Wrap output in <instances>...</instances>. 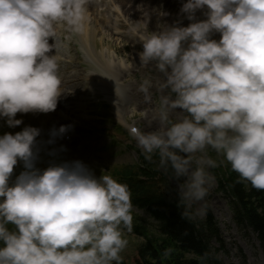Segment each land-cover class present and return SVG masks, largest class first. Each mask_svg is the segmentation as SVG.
<instances>
[{"label":"clouds","instance_id":"1","mask_svg":"<svg viewBox=\"0 0 264 264\" xmlns=\"http://www.w3.org/2000/svg\"><path fill=\"white\" fill-rule=\"evenodd\" d=\"M88 0H0V117L9 127L17 113H50L62 96L55 25L83 35ZM182 20L157 31L133 29L140 62L161 75L159 119L144 132L125 125L145 158L179 183V206L190 222L213 180L207 169L223 156L232 171L264 190V0H186ZM203 11L206 19H199ZM167 15V13H160ZM215 33L220 38L214 39ZM53 48L55 55H49ZM151 82L141 90L148 94ZM183 115L171 120L170 113ZM71 125L50 130L48 143ZM41 129L27 126L0 135V264H120L132 231L131 193L110 175L97 177L82 161L40 160ZM54 155V153H51ZM23 171L12 181L15 167Z\"/></svg>","mask_w":264,"mask_h":264},{"label":"rangeland","instance_id":"2","mask_svg":"<svg viewBox=\"0 0 264 264\" xmlns=\"http://www.w3.org/2000/svg\"><path fill=\"white\" fill-rule=\"evenodd\" d=\"M156 1L154 3H156ZM150 2L151 1L147 4L148 8ZM161 3L164 5V2ZM172 12H174V10H172ZM172 12L170 13L172 16L168 15L165 23L173 24L177 20H182V26H187L190 23V21L183 18L181 14L175 17V14ZM141 17H144V15L139 12L138 22H144ZM202 19H205V17ZM153 25V23L150 25V31L159 30L158 28L156 29L155 25L153 28ZM142 26L143 24L140 25V27ZM135 27L138 28L136 25ZM110 32L111 30H106L107 35L110 34ZM107 35L106 38H104L103 45H101L102 43L97 44L96 50L97 52H102L107 49V57L108 59L112 58L114 64H117L120 60L124 62L128 60L127 63H130V56L137 55V52H140L141 49L143 50L140 42L135 48V44L127 39L114 41L113 38H108ZM213 38L218 40L220 34L215 33ZM123 44L126 45L125 48ZM113 51L116 52V55ZM85 60L86 58L84 57V61ZM87 65L88 70L93 71L88 63ZM152 68L155 73H136L135 75H131L127 81L123 82V87H129L131 91L133 90L134 92L137 91L139 95L148 100V103L151 104L159 114L160 97L166 94V90L161 88V75L155 70L154 66L151 65V69ZM87 74L96 76L101 73H87L86 71L82 75ZM95 78L97 81V76ZM145 80L151 82L148 94H145V92L141 90V86ZM79 90L82 89L80 88ZM113 100L114 101H112L111 98L103 96L101 98L102 102L95 104V101H97L95 97L83 96V106H79L78 108L80 109H74L73 112H68L67 114V122L65 125H71L68 131L71 134V139L69 141L65 139L63 135L62 137H57L54 143H48L50 139V130L54 127L59 129L61 126L55 116V111L49 114H19L16 116V119H22L23 123L14 128L7 125L6 118H0V128L2 127L0 129V135L5 133L15 134L22 131L23 128L27 126L39 128L41 129V135L37 137V142L40 160L37 165L41 166V168L47 167L48 163L53 160L57 162L64 160L72 161V154L80 153L81 156H84L86 166L90 168L97 177L102 174L109 175V169L115 165H135L139 161L137 151L138 149H142L136 142L131 144L128 138L125 137V134H122L124 125L133 122L136 123L140 129L144 128L145 125L142 120L145 115L144 111H134L133 113L130 111L134 109L135 103L129 106L127 101H125V105L121 107L118 105L116 97L113 98ZM182 115L183 113L180 110H174L170 113V119L178 120ZM51 153H54V155ZM201 155L215 160L216 167L214 168L224 167L226 164L224 157L217 155L211 148L207 149L203 154H196L197 157ZM20 165H23V163L20 162L15 167L11 178L12 181L15 180V171ZM214 168L207 169L208 174L213 177L209 185L208 195L203 201L193 205L194 209H203V216L198 218L204 219L208 211H210L218 221L216 227L221 240L219 241L216 238L211 240L210 246L213 253L217 256V259L220 260L221 264H264V250L261 246L258 234L252 228L246 226L241 227L235 222L233 217L232 198L228 193L219 190ZM158 170L159 172L165 173L162 168H158ZM183 179L184 178H181L180 181H177L175 178H172V175H169L173 195L177 196L179 194L178 185L183 182ZM132 210L138 215V219L141 218V220L146 223L149 232L153 234L158 233L159 222L153 219L149 212L134 206H132ZM124 238L127 239L128 244L120 253V264H136L139 258V248L145 243V238L135 234L133 230L131 232L125 230ZM217 241L219 243H217ZM113 264H115V262H113Z\"/></svg>","mask_w":264,"mask_h":264},{"label":"trees","instance_id":"3","mask_svg":"<svg viewBox=\"0 0 264 264\" xmlns=\"http://www.w3.org/2000/svg\"><path fill=\"white\" fill-rule=\"evenodd\" d=\"M144 160L146 165L139 172L128 166L114 170V174L120 175V179L131 186L135 203L146 207L159 221V231L153 234L144 221L131 213L132 230L146 240L139 248L136 264H221L210 251V239L221 240L212 213L208 212L204 219L197 218L193 222L186 219L179 206L180 197L171 194L165 177L156 182L150 180L156 170L151 161ZM214 170L220 189L232 198L236 223L257 232L264 250V190H257L250 182L241 180L228 162L225 167ZM140 173L149 180L139 179Z\"/></svg>","mask_w":264,"mask_h":264},{"label":"bare ground","instance_id":"4","mask_svg":"<svg viewBox=\"0 0 264 264\" xmlns=\"http://www.w3.org/2000/svg\"><path fill=\"white\" fill-rule=\"evenodd\" d=\"M149 1H151V2H150V6L148 8L147 4H149ZM155 1L156 0H89L88 4H87L89 23H88V26H87L85 33L83 35H79L80 44L85 48L86 52L90 55V57L95 59L94 61L96 64L94 67H98V69L101 71L103 69H106L109 73L110 79H107L103 75H100L97 77V82H100V84H99L100 88L103 89V91L107 90L103 86L106 84H109V86L114 89V93L115 92L117 93L116 94V96H117L116 100L118 101L119 106L122 107L123 105H125V101H127V104H129V106H132L133 103H135L134 109L130 110L132 113L134 111H144L145 115L143 116L142 120L144 121L145 125H144V128H142V131H147V132L154 131V130H157V129L164 127V125H162L160 122L159 114L157 113V110H155L152 107V105L148 103L147 99H144L141 95H139L136 90H135L136 92H134L133 90L131 91V88L126 87L122 91L121 90L117 91L116 85L117 86H123L121 84L123 82L127 81L128 78H130L131 73H138L139 70H140V72H142V71L146 72L148 70L152 73H155L154 69H150V65H145V64H142L140 62V58H139L140 52L138 53V55L130 56V58H129L130 63L129 64H124V61L120 60L119 64L114 66L112 61H109V62L104 61L105 63H103L102 59H104L105 56H108V52L106 51L107 49L105 51H102V52H95V49L97 47V44L102 43L101 45H103L104 38H106V35H107L106 27L108 29H110V27L128 28L130 30V32L128 33V35H126L122 38L113 36V32H111L110 34L107 35L108 38L111 37V38H113L114 41H122V40H125V39L129 38L130 36L134 35L133 29L136 28L135 25L138 26L139 29H142V30L148 29L150 31V25L152 23L155 25L156 21H158V19H159V15H160L159 6H160L161 2H164V7H165L163 13H167V15H160L163 18V19H161L162 21H166L167 16L170 15L172 10H174V12H172V13L175 14L174 15L175 17L178 16L179 14H181V11H180L181 7H182L183 3L186 2V0H157L156 3H154ZM152 4H154V5H152ZM100 5L102 6V8L99 7V11H101V13H98V6H100ZM104 7L106 9H104ZM146 7H147V9H146ZM139 12H140V14L144 15V17H141V18H143L144 22L143 21L142 22L137 21L139 19ZM104 13H107V14H104ZM158 13H159V15H158ZM98 15H100V16H98ZM105 15H108V17H110V18H105L104 21L101 22V20H103V17H106ZM170 16H172V15H170ZM197 17L198 18H201V17L204 18L205 16L203 15V11H198ZM205 19H206V17H205ZM142 24H143V26L140 27V25H142ZM154 25H153V28H154ZM61 34H63V33L61 32ZM136 39L137 38H134V40H131V42L133 44H135V48L137 47V44L139 43V41H136ZM123 46H124V48L126 47L125 44H123ZM66 48L67 47L58 51V55H64V57H65L69 53L68 52L69 48L68 49H66ZM53 50L56 52L55 48H53ZM58 50H59V48H58ZM113 52L116 55V52L115 51H113ZM67 57L71 58L70 55H67ZM77 57H78V55L76 54L75 58H77ZM75 58H71V59H75ZM97 58H98V60H96ZM60 59H61V57H59V60ZM125 61L128 62V60H125ZM70 65L74 66V62H71ZM111 79L113 80L112 84L110 83ZM85 81H88V80H85V78H83V77L82 78H76L75 80L72 81V84H75V83L78 84L79 83V85L77 87H80L81 85H85ZM108 91L110 94H114L111 90H108ZM120 92H121V94H119ZM139 93H142V92H139ZM111 100L114 101L113 98H111ZM56 110H58V111L63 110L64 116H66L68 114V112L73 111V109H71L70 107L61 108L58 106H57ZM123 110H125V109H123ZM64 116H63V118H64ZM150 164L155 166V167L160 168L159 163L155 164L154 162L151 161ZM158 168L156 169V171H158ZM21 169L23 170V165H20L17 167V169L15 171L16 176H18L20 174ZM113 176H114L113 178L116 179L118 182L125 184L124 181L120 179L121 178L120 175L115 174ZM228 176L229 175L227 174L226 177H228ZM125 181H127V180H125ZM128 188H129V191H130V189H132L131 186H129V184H128ZM208 212H210V211H208ZM213 216L214 215H212V217ZM233 217H234V213H233ZM214 220H215V222L218 223V221L216 220L215 217H214ZM211 240L212 239H210V243H211ZM217 243H219V242L217 241ZM260 243H261V241H260ZM210 248H211V246H210ZM210 251L214 255L213 250L211 249Z\"/></svg>","mask_w":264,"mask_h":264}]
</instances>
